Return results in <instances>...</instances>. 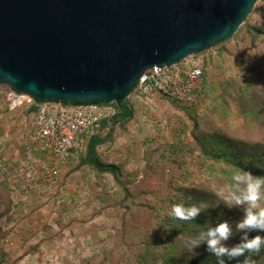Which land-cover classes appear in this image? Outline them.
I'll list each match as a JSON object with an SVG mask.
<instances>
[{"label": "rangeland", "instance_id": "rangeland-1", "mask_svg": "<svg viewBox=\"0 0 264 264\" xmlns=\"http://www.w3.org/2000/svg\"><path fill=\"white\" fill-rule=\"evenodd\" d=\"M198 57L205 71L194 104L145 97L131 103V120L103 130L98 156L118 177L82 166L84 143L57 162L35 137L30 105L11 111V87L0 83V264H168L176 243L194 255L168 212L204 192L225 203L236 172L205 158L201 143L218 133L264 140V128L246 129L240 106L254 93L264 102V5Z\"/></svg>", "mask_w": 264, "mask_h": 264}, {"label": "water", "instance_id": "water-1", "mask_svg": "<svg viewBox=\"0 0 264 264\" xmlns=\"http://www.w3.org/2000/svg\"><path fill=\"white\" fill-rule=\"evenodd\" d=\"M256 3L0 0V81L41 102L121 104L148 70L229 40Z\"/></svg>", "mask_w": 264, "mask_h": 264}, {"label": "built area", "instance_id": "built-area-1", "mask_svg": "<svg viewBox=\"0 0 264 264\" xmlns=\"http://www.w3.org/2000/svg\"><path fill=\"white\" fill-rule=\"evenodd\" d=\"M264 5V0H257ZM204 61L191 55L183 62L164 68L148 70L128 95L132 102L156 94L173 98L184 105L195 103L203 83ZM10 110L24 104L35 105L34 133L43 148L59 162H67L74 149H79L84 139L93 135L104 121L117 115L113 104L69 105L59 102L37 103L30 96L10 88Z\"/></svg>", "mask_w": 264, "mask_h": 264}, {"label": "trees", "instance_id": "trees-1", "mask_svg": "<svg viewBox=\"0 0 264 264\" xmlns=\"http://www.w3.org/2000/svg\"><path fill=\"white\" fill-rule=\"evenodd\" d=\"M244 20L243 22H245ZM218 43L217 45L222 44ZM216 45V46H217ZM197 57L199 54H196ZM200 58V57H199ZM1 84H6L0 81ZM7 85V84H6ZM167 97V96H165ZM257 94L250 95V98H241L244 102H241L240 106L243 111V115L247 116L246 129L256 128L258 132L264 128V102L259 99ZM37 103L41 101L35 99ZM246 101V102H245ZM64 104H69L63 102ZM132 101L125 100L121 104L114 103L113 105L117 109V115L110 119V121H104L101 127L93 135L86 137L84 139L85 154L81 160L82 166H87L99 174L109 173L118 177L119 168L114 164H106L102 162L98 156V148L104 145L107 140V134H103V130L106 128L113 129L114 127L123 124L133 117V105ZM74 104V103H72ZM30 111L35 113L37 107L35 105L30 106ZM246 130H244V134ZM261 133V132H260ZM251 138L244 136H233L231 134L218 133L213 136V140L210 145L207 144L200 145L202 155L208 160L214 161L216 163H223L231 168L234 172L241 170H246L252 172L256 176H264V140L261 139L260 142L252 141ZM76 149L73 150V152ZM232 175V174H231ZM233 183V182H232ZM231 183V185H232ZM208 193L204 192L201 196L200 202L207 203L209 208L204 211L193 221H180L179 225L183 231H188L189 237L198 235L201 231L205 230L209 223L215 224L217 222L227 220L231 224L237 223L242 215L243 209L240 207H229L228 204L219 202L214 199L212 202L208 200ZM220 203V207H215L217 203ZM185 205L197 204V202L187 203ZM264 206V203H262ZM197 226V229L194 227ZM264 235V233H262ZM238 239V236L235 238ZM235 239L232 241L235 242ZM174 248L173 255L167 254L164 257V261L168 264H216V257L207 251L205 247H199L194 250V255L183 254L179 243ZM189 250V249H188ZM190 251V250H189ZM253 259H255L256 264H264V250L259 254L252 253ZM241 261L243 257L240 258Z\"/></svg>", "mask_w": 264, "mask_h": 264}, {"label": "clouds", "instance_id": "clouds-1", "mask_svg": "<svg viewBox=\"0 0 264 264\" xmlns=\"http://www.w3.org/2000/svg\"><path fill=\"white\" fill-rule=\"evenodd\" d=\"M232 182L225 202L229 207L243 209L241 219L235 224L227 220L209 223L198 235L186 238L185 246L191 251L203 245L205 251L216 257V264H256L251 254L264 250V206H261L264 176L241 170L233 174ZM215 207L219 208L220 203ZM208 208L204 202L191 205L177 203L172 205L168 215L180 221H193Z\"/></svg>", "mask_w": 264, "mask_h": 264}]
</instances>
